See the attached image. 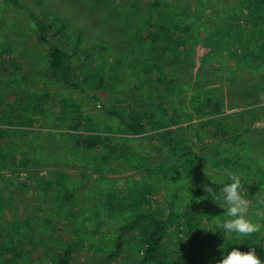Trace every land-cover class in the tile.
Returning a JSON list of instances; mask_svg holds the SVG:
<instances>
[{
  "label": "rangeland",
  "instance_id": "374dc122",
  "mask_svg": "<svg viewBox=\"0 0 264 264\" xmlns=\"http://www.w3.org/2000/svg\"><path fill=\"white\" fill-rule=\"evenodd\" d=\"M18 1L22 8L0 0V86L10 95L11 104L17 100L25 106L41 104L40 110L27 111L32 134L28 138L11 134L10 141L20 157L36 159L43 168L25 165L15 170L14 174L35 175L29 189L9 187L0 178V215L4 216L0 224L10 223L11 234L31 243L18 240L22 248L13 250L12 254L20 256L11 257L12 264H57L71 244L76 250L69 264H105L104 259L116 249L120 228L134 212L148 208L164 213L171 205L176 213H183L192 197L197 210L193 226L201 238L200 264H217L223 250H244L240 241L216 229L223 214L216 205L221 181L230 183L229 172L241 177L242 195L249 201L247 217L261 224L262 232L254 239L262 241L256 254L264 264V83L255 78L264 74V64L255 65L252 55L242 59L226 46L218 49L215 43L220 37L212 36L213 23L226 18L237 0H160L168 6L157 14L152 0ZM30 15L65 24L72 43L80 37V47L90 49L79 58L84 69L91 67L114 83L107 97L80 93L45 77L47 47L38 41ZM159 19L180 24V30L186 31L177 51L161 40L163 28L148 31L150 22ZM10 59L22 69L9 65ZM169 74L178 90L170 94V101L161 102L165 108L158 109L152 122L160 118L173 131L170 144L161 135L153 142L134 136L105 114L123 95L132 99L131 95L140 93L148 98L156 90V81ZM20 89L30 94L28 102L18 99ZM208 100L219 105L220 113L200 107ZM78 111L84 121H92L96 134L109 137L126 153L99 168L93 160L101 148L85 150L60 136L75 127ZM177 138L182 143L175 146V155L190 153L197 159L191 169L185 170L177 157L170 160L174 167L164 166L167 149ZM224 159L231 165L226 166ZM41 171L47 178L43 179ZM8 173L0 169L2 177ZM194 180L199 184L196 195ZM205 186L213 188L217 197L209 196ZM3 204H10L11 210ZM28 224L39 227L41 236L34 244L33 234L23 230ZM173 224L168 230L167 264H183L186 227L180 218ZM121 243L109 264H152L146 257L141 228L123 235Z\"/></svg>",
  "mask_w": 264,
  "mask_h": 264
},
{
  "label": "trees",
  "instance_id": "16d2710c",
  "mask_svg": "<svg viewBox=\"0 0 264 264\" xmlns=\"http://www.w3.org/2000/svg\"><path fill=\"white\" fill-rule=\"evenodd\" d=\"M5 1L16 8H22L18 0ZM165 6L167 7L168 5L160 0H152L151 2V7L155 14ZM244 9L246 10V14L243 15L242 11ZM228 12L230 14H227L226 18L217 19L213 23L212 36L220 37L217 43H215V46H217L218 49H222L226 46L229 48L228 51L232 50L236 56L242 55V59H244L246 55L249 57L252 55L253 58H250L255 65L264 64V0H237L236 3L234 2L231 4V8L228 9ZM30 18L36 26L38 41L47 47V66L44 71L45 77L80 93L91 91L97 97H107V93L112 91L114 83L104 78L101 74L97 73V71L92 70L91 67L87 70L84 69L83 62L80 63L79 58H81L83 54L86 55L85 51H89L90 49H82L80 47V37L77 36L76 39L73 40L78 43V45L74 47L75 42H71L72 40L69 38L71 35L68 33V28L65 24L57 21H42L33 15H30ZM179 25L180 24H175L169 20L163 23H160V19L159 21L153 20L150 22L148 31H150V33H155L157 29L163 28L164 33L162 34L163 36L161 35V40L164 39L168 45H173L174 50L177 51L182 46L184 38L187 37L186 31H181ZM211 50H214V45ZM10 62L11 64L9 65L14 69H22L19 63L17 68L15 59H10ZM152 65L155 66V63H152ZM255 78H258L260 82L263 79L264 83V74H257ZM176 84H178L176 79L169 74L167 77H164V79H158L156 81V90L151 93L148 98L140 93L139 96L131 95L132 99H128L123 95L124 99L118 102L114 100V104L110 105L108 109H105V114L108 117L116 118L125 130L134 136H142V138L153 142L159 140V136L161 135V137L167 138L170 144V142H173L170 136L173 131L162 125L160 118L157 119L156 123L155 121L152 122V117L157 116L158 109L160 111L165 108H163L161 102L163 100L166 102L170 101V94L178 90ZM179 86H181L180 81ZM254 91L258 93L259 90ZM0 92H2L0 93V107H2L0 108V169L9 171L4 177L0 175V178L5 183L7 182V186L9 187H22L21 190H23V188L29 189L33 187L32 179L35 175H23V173L14 174L15 170L17 171L25 165H30L33 168L38 167L39 169L43 167L36 159L28 161L25 157H20V153L18 154V151L15 150V145L10 141V137L12 136L11 134H20L21 137L28 138V135L32 134L30 130L32 120L27 116V111L29 108H33V110L38 108L40 110L41 104L38 103L25 106L18 103V100L15 101L14 104H11V102H9L11 101L10 95L8 96V94H6L7 92L2 91L1 86ZM28 95L30 94L24 89H20L18 99L27 101ZM201 106L207 109L209 107L212 108L214 114L220 113L219 105L212 104L209 100L204 101V105H200V107ZM199 109V107L196 108V111L200 112ZM74 119L75 127L59 135L68 137L74 143V146L84 148L85 150L101 148V154L97 159L93 160L96 167L101 168L108 166L126 153L125 148L119 145H113L109 137L96 134L97 131L93 127L92 121L88 118H85L87 121H84L79 111L76 113ZM219 119L222 120L223 118L221 117ZM157 127L163 128L161 132L157 133L154 131ZM48 133H50L49 130ZM181 143L180 138H177V142L174 141L173 145L168 147V162L164 163L166 168L170 166L174 167L170 160L176 157L183 161L182 166L185 170H187V168L191 169L192 164L197 160L196 157L192 156L190 153H184L181 156L175 155L174 148ZM160 144L162 145L163 143L161 142ZM223 162L226 166L231 165L228 159H224ZM43 172L44 171H41V174ZM42 175L43 179H45L46 174L43 173ZM192 187H194V190H192L193 194L196 195L198 192L196 187H199L196 180L192 182ZM195 199V197H192L189 200L188 207L183 213H176L171 205H168L164 209V213L159 210H151L148 208L143 211L134 212L132 217L120 228V234L117 237L115 245L116 249L112 255L104 259L105 264H109L110 261L117 257L122 244V236L130 234L135 231L136 228H141V232L145 237V252L148 260L152 264H167L169 255L166 254V246L170 239L168 230L174 225V221L179 218L181 223H184L186 227L182 243L181 260L183 264H200L201 255L198 248L201 238L193 226L197 214ZM3 205L4 208L8 207V209L11 210L10 204ZM1 219L3 220L4 216L0 215V220ZM26 219H28V217ZM11 226L10 223L6 224V226L0 224V264H12L10 258L20 256L18 253L12 254L13 250L17 247L21 249V243L26 241L24 237H19L18 234H11ZM38 228V225L28 224L27 228L23 229L26 230V233L30 232L33 234V244L38 240V237L41 236L39 232H37ZM4 235H6L5 239H3ZM18 240H20L21 243H18ZM72 242L74 243L75 241ZM261 242L253 238L251 240L245 239L238 243L242 244L241 247L244 249L243 252L249 251L250 248L257 252L258 245H260ZM29 244H31L30 241ZM249 244L251 246H249ZM73 249L76 250L74 245L72 246L71 244L62 251L61 256L58 254L57 256L60 257L57 264H69Z\"/></svg>",
  "mask_w": 264,
  "mask_h": 264
},
{
  "label": "clouds",
  "instance_id": "9594fccd",
  "mask_svg": "<svg viewBox=\"0 0 264 264\" xmlns=\"http://www.w3.org/2000/svg\"><path fill=\"white\" fill-rule=\"evenodd\" d=\"M227 180L230 183L221 181L222 189L218 197L220 203H215L217 207L223 209V214L220 215L222 220L217 222L216 229L220 233L223 232L233 236L236 241L251 240L262 232L261 224L253 222L246 215L249 209V201L242 195L244 185L241 177L238 174L229 172L227 173ZM205 189L209 196L217 197V194L213 192V188L205 186ZM217 264H262V261L252 248L247 252H242L237 247H233L231 251H222V258Z\"/></svg>",
  "mask_w": 264,
  "mask_h": 264
}]
</instances>
